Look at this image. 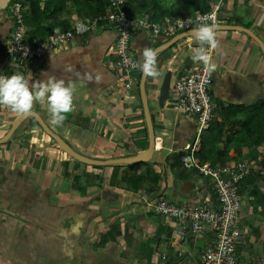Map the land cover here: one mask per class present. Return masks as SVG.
I'll list each match as a JSON object with an SVG mask.
<instances>
[{"label":"crops","instance_id":"crops-1","mask_svg":"<svg viewBox=\"0 0 264 264\" xmlns=\"http://www.w3.org/2000/svg\"><path fill=\"white\" fill-rule=\"evenodd\" d=\"M6 1L0 0V72L16 70L26 78L31 74L33 83L54 77L75 87L74 111L67 114L62 126L52 123L47 103H36L32 112L76 152L93 160L131 158L147 150L149 137L140 90L127 92L112 68L116 30L101 27L77 36L29 68L17 59L6 61L4 56L13 27L10 3L2 8ZM32 1L24 6L25 16L34 19L32 25L27 24L30 43L48 37L50 31L69 30L76 22L92 19L82 1L67 0L61 9L56 0H39L36 13ZM212 1L206 0L205 10ZM158 2L161 10L168 12L164 14L166 21L182 16L181 2ZM141 15L148 16L146 12ZM218 25L220 47L212 56L217 65L211 73L212 97L222 109L264 101V52L258 42L264 45V0H226ZM184 32L173 38L139 32L133 42L141 63L143 48L168 46L157 56L160 77H148L146 84L157 145L147 164L156 172L157 184L148 182L133 188L123 182L124 174L132 173L130 165L78 162L35 123L34 117L27 118L11 139L0 145V264H94L107 255L129 264H199L203 250L214 242V234L176 240L177 222L156 214L141 198L146 192L154 199L205 205L207 197L213 195L210 180L185 168L186 177L178 179L171 168L183 148L196 144L201 149L196 119L172 107L175 84L186 67L198 63L192 60L200 47L195 37L169 46ZM12 64L21 67L13 68ZM67 65H73L75 71H66ZM85 72L92 78H85ZM97 76L100 83L95 82ZM166 77L169 95L160 101ZM20 116L0 106V140ZM221 121L218 112L213 124ZM230 148L229 155L217 164L251 158L258 159L261 166L241 185L243 237L237 255L249 264H264V141L258 147L234 143ZM146 169L143 166L138 171ZM211 200L215 204V197Z\"/></svg>","mask_w":264,"mask_h":264},{"label":"built area","instance_id":"built-area-1","mask_svg":"<svg viewBox=\"0 0 264 264\" xmlns=\"http://www.w3.org/2000/svg\"><path fill=\"white\" fill-rule=\"evenodd\" d=\"M27 1L11 0L8 7L13 27L4 48L6 61L17 59L24 66L34 68L50 50L68 46L77 36L110 26L117 33L116 58L112 68L122 79L127 92L138 89L142 75L137 67L141 62L133 48L134 39L139 32H146L152 37L173 38L183 31L193 30L200 23L219 24L220 13L226 3V0H213L206 11H196L190 16H180L170 21L153 22L144 15L131 17L126 10L129 0H112L105 14L87 22H76L69 30L55 31L45 39L30 43L24 13ZM211 73L205 71L202 63L191 64L185 68L183 77L174 87L173 110L196 119L198 137L218 117L219 104L211 94ZM13 74L21 73L16 70L0 72L3 76ZM198 152L196 144L183 148L181 161L185 169L211 181L213 195L207 197L205 205L178 204L166 198L154 199L146 192L141 198L156 214L177 222L174 228L176 240H185L188 236L203 238L206 234H214L215 240L203 250L199 264H249L237 255L243 237L240 193L242 183L261 167L258 165L259 161L249 158L235 163L213 165L202 162ZM214 197L215 204L211 200Z\"/></svg>","mask_w":264,"mask_h":264},{"label":"trees","instance_id":"trees-1","mask_svg":"<svg viewBox=\"0 0 264 264\" xmlns=\"http://www.w3.org/2000/svg\"><path fill=\"white\" fill-rule=\"evenodd\" d=\"M67 0H56V4L59 8L64 7V3ZM86 3L88 9L91 12L92 19L102 14H105L110 8L111 1L107 0H75ZM181 2V15L183 17L190 16L196 11H206V0H177ZM53 3V2H52ZM50 4V3H49ZM39 0L32 1L33 13L40 9ZM162 6L159 5L158 0H129L126 10L131 17L140 16L143 13H147L148 17L153 22L166 21L165 15L168 12L161 10ZM43 10V12H46ZM170 16V13H169ZM26 24L32 25V17L25 16ZM37 29V28H36ZM64 29L62 31H66ZM53 31H50L52 34ZM49 34V35H50ZM44 35V34H42ZM48 35V36H49ZM46 37H44L45 39ZM138 86V91H139ZM242 111L245 115H241ZM218 112H221L222 121L217 122L210 126V128L200 135L201 149L198 152V157L202 162H210L216 165L222 157H227L231 150V145L236 143L238 145H248L250 147L260 146L264 141V101L257 103L250 107L241 108H220ZM217 120V119H216ZM35 123L39 125L36 121ZM183 154L175 156L171 163L172 170L176 173L178 179H184L186 177L183 174V164L181 161ZM143 166H147L145 171L142 170ZM132 173H126L122 177V181L130 185L133 188L144 187L148 182L157 184V174L153 168L147 163H137L129 166Z\"/></svg>","mask_w":264,"mask_h":264},{"label":"clouds","instance_id":"clouds-1","mask_svg":"<svg viewBox=\"0 0 264 264\" xmlns=\"http://www.w3.org/2000/svg\"><path fill=\"white\" fill-rule=\"evenodd\" d=\"M219 25L200 23L194 29L195 39L200 47L192 56L194 62L202 63L205 71L211 73L215 71L217 65L213 62L212 51L219 48L217 39ZM206 46V47H205ZM143 62L137 67L146 77L153 79L159 78L161 73L157 67L158 51L145 47L142 49ZM68 72L75 71L73 65H67ZM77 76L81 74L76 73ZM85 78L91 79V74L83 73ZM31 74L26 78L22 74H13L11 76L0 75V106L9 108L12 112L19 115L30 114L36 103L44 105L47 103L49 113L52 117V123L62 126L67 119V114L74 111L73 97L75 87L71 83L67 84L63 79L54 77L46 81L31 82ZM96 83L101 82V77L97 76Z\"/></svg>","mask_w":264,"mask_h":264},{"label":"water","instance_id":"water-1","mask_svg":"<svg viewBox=\"0 0 264 264\" xmlns=\"http://www.w3.org/2000/svg\"><path fill=\"white\" fill-rule=\"evenodd\" d=\"M11 2V0H7L6 4L2 6L3 9H6L8 7V4ZM187 37H195L194 31L190 30L187 32L182 33L178 37L174 38L171 42H169V46L173 45L179 40H182ZM261 45V48L264 52V45L258 41ZM168 47V46H167ZM159 48L157 51L158 53L164 50L165 48ZM13 68H20L21 66L19 64H12ZM147 80L148 77H146L143 73L141 75L140 79V94L141 99L143 103V109H144V116H145V122L147 125V131H148V137H149V146L148 149L140 152L134 157L131 158H124V159H117V160H110V161H97L90 158H87L78 152H76L73 148H71L67 142L61 138L58 134L53 132L49 126L45 123V121L35 112H31L28 115H22L14 122L12 128L10 131L0 140V145L5 144L8 142L11 137L14 135L16 130L20 127V125L29 117H34L38 124L41 126V128L45 131L46 134H48L51 138H53L58 144L59 147L69 154L73 159L77 160L78 162H81L83 164H87L89 166H107V165H133L137 163H147L150 162L151 159L154 157V154L156 152V137H155V130H154V124L152 120V115L150 111L149 106V96L147 92ZM169 95V78L166 77L163 85L160 90V101H163L165 98H167ZM73 264H79L77 261L73 262ZM94 264H129L124 261H119L116 258H114L111 255H107L99 260H97Z\"/></svg>","mask_w":264,"mask_h":264},{"label":"rangeland","instance_id":"rangeland-1","mask_svg":"<svg viewBox=\"0 0 264 264\" xmlns=\"http://www.w3.org/2000/svg\"><path fill=\"white\" fill-rule=\"evenodd\" d=\"M158 162H162L161 160H158Z\"/></svg>","mask_w":264,"mask_h":264}]
</instances>
